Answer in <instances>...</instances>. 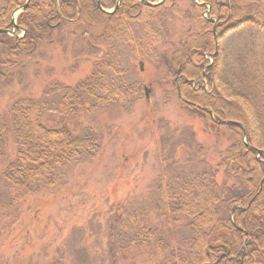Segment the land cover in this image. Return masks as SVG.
Returning <instances> with one entry per match:
<instances>
[{
  "label": "trees",
  "instance_id": "obj_1",
  "mask_svg": "<svg viewBox=\"0 0 264 264\" xmlns=\"http://www.w3.org/2000/svg\"><path fill=\"white\" fill-rule=\"evenodd\" d=\"M99 1L101 7L112 8L116 0ZM25 2L1 0L0 30L14 31V35L0 33V85L13 78L24 58L34 55L40 44L49 43L54 31L64 27L85 45L86 55H96L101 46L105 52L85 79L72 86L51 83L40 98H17L0 114V164L9 141L15 148L2 171L3 181L13 190L12 199L18 201L53 185L60 170L92 159L102 148L101 134L91 129L76 134L67 127L42 124L46 110L71 117L111 104L131 107L145 96L141 85L129 81L121 66L116 49L123 46L152 64L164 61L190 114L209 130L229 134L230 143L217 167L225 166L238 180L225 197L209 171L159 183L165 208L185 217L186 236L170 246L147 217L134 210L119 223L128 233V243L154 242L163 254L161 264H264V51L239 54L235 63H229L226 51L220 52L217 45L228 34L251 32L264 37V4L163 0L149 6L120 0L113 13H105L97 0H29L14 27L11 14ZM170 15L188 22L190 29L164 55L159 48L166 42ZM46 264L64 263L52 259Z\"/></svg>",
  "mask_w": 264,
  "mask_h": 264
},
{
  "label": "rangeland",
  "instance_id": "obj_2",
  "mask_svg": "<svg viewBox=\"0 0 264 264\" xmlns=\"http://www.w3.org/2000/svg\"><path fill=\"white\" fill-rule=\"evenodd\" d=\"M250 1L264 4V0ZM166 26V42L159 48L164 55L190 29L188 22L174 15L167 17ZM226 36L217 45L220 52L226 51L229 63H235L239 54L264 51L263 36L251 32ZM84 51L85 45L67 27L54 31L52 40L40 44L34 55L22 60L13 78L0 85V114L17 98H40L51 83L72 86L85 79L94 61L104 57L105 47L96 55ZM116 51L127 79L142 90L146 86L147 97L131 107L111 104L71 117L51 108L41 118L47 127H67L76 134L85 129L100 133L102 148L92 159L69 164L53 185L15 201L13 190L2 179L15 152L8 142L0 164V264H46L52 259L64 264H161L163 254L155 243H128L120 222L139 210L174 246L187 234L185 217L165 208L159 183L209 171L224 197L237 184V177L225 166L217 167L230 143L229 134L209 130L190 114L165 62L152 64L123 46Z\"/></svg>",
  "mask_w": 264,
  "mask_h": 264
},
{
  "label": "water",
  "instance_id": "obj_3",
  "mask_svg": "<svg viewBox=\"0 0 264 264\" xmlns=\"http://www.w3.org/2000/svg\"><path fill=\"white\" fill-rule=\"evenodd\" d=\"M28 1H29V0H27L23 6H21V7H19V8H16V9L13 11V13H12V15H11V23H12V25H13L14 27L16 26V24H15L16 16H17L21 11H23V10L25 9V7H26ZM119 1H120V0H117V1H116V5H115V7L113 8V10H111V11H106V10L102 9L101 6H100V4H99V1H97V2H98V6H99V8H100L103 12L111 13V12H113V11L117 8V6H118V4H119ZM139 1L142 2V3H144V4H146V5H149V6H155V5H158L162 0H160V1L157 2V3H151V2H148V1H144V0H139ZM0 33H7V34H10V35H13V34H14L13 31H12V32H7V31H4V30H0ZM259 153H260V152L258 151V154H259Z\"/></svg>",
  "mask_w": 264,
  "mask_h": 264
},
{
  "label": "flooded vegetation",
  "instance_id": "obj_4",
  "mask_svg": "<svg viewBox=\"0 0 264 264\" xmlns=\"http://www.w3.org/2000/svg\"><path fill=\"white\" fill-rule=\"evenodd\" d=\"M117 1V0H116ZM119 3H120V1H119ZM118 6H119V4H118ZM218 256H221V257H225L226 256V254L225 253H219V255Z\"/></svg>",
  "mask_w": 264,
  "mask_h": 264
}]
</instances>
